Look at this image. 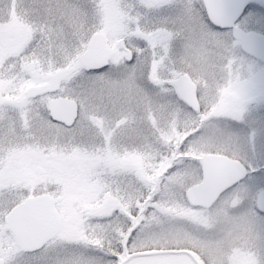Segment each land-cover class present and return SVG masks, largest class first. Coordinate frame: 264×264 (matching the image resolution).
Listing matches in <instances>:
<instances>
[{
  "label": "snow or ice",
  "instance_id": "obj_1",
  "mask_svg": "<svg viewBox=\"0 0 264 264\" xmlns=\"http://www.w3.org/2000/svg\"><path fill=\"white\" fill-rule=\"evenodd\" d=\"M264 264V0H0V264Z\"/></svg>",
  "mask_w": 264,
  "mask_h": 264
},
{
  "label": "rangeland",
  "instance_id": "obj_2",
  "mask_svg": "<svg viewBox=\"0 0 264 264\" xmlns=\"http://www.w3.org/2000/svg\"><path fill=\"white\" fill-rule=\"evenodd\" d=\"M239 254H240V256H239ZM236 264H247V259L242 252L237 253Z\"/></svg>",
  "mask_w": 264,
  "mask_h": 264
},
{
  "label": "flooded vegetation",
  "instance_id": "obj_3",
  "mask_svg": "<svg viewBox=\"0 0 264 264\" xmlns=\"http://www.w3.org/2000/svg\"><path fill=\"white\" fill-rule=\"evenodd\" d=\"M239 256H240V254H239Z\"/></svg>",
  "mask_w": 264,
  "mask_h": 264
}]
</instances>
